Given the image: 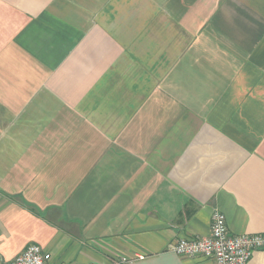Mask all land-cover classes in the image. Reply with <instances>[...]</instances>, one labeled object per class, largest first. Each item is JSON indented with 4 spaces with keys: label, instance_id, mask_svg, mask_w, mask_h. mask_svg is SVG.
I'll list each match as a JSON object with an SVG mask.
<instances>
[{
    "label": "crops",
    "instance_id": "crops-1",
    "mask_svg": "<svg viewBox=\"0 0 264 264\" xmlns=\"http://www.w3.org/2000/svg\"><path fill=\"white\" fill-rule=\"evenodd\" d=\"M215 210L264 232V0H0V264H215Z\"/></svg>",
    "mask_w": 264,
    "mask_h": 264
},
{
    "label": "built area",
    "instance_id": "built-area-1",
    "mask_svg": "<svg viewBox=\"0 0 264 264\" xmlns=\"http://www.w3.org/2000/svg\"><path fill=\"white\" fill-rule=\"evenodd\" d=\"M170 250L181 256L201 255L212 259L215 264H248L256 251L264 250V232L232 234L226 216L215 210L209 236L179 239L170 246ZM51 259L50 252L38 244H30L7 264H50ZM126 260L116 264H124Z\"/></svg>",
    "mask_w": 264,
    "mask_h": 264
}]
</instances>
